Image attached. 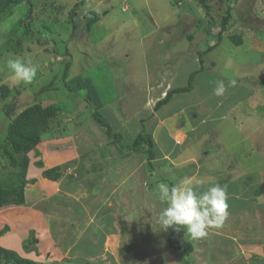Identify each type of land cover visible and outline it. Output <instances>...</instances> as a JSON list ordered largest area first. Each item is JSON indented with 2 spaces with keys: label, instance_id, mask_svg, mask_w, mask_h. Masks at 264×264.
<instances>
[{
  "label": "rangeland",
  "instance_id": "374dc122",
  "mask_svg": "<svg viewBox=\"0 0 264 264\" xmlns=\"http://www.w3.org/2000/svg\"><path fill=\"white\" fill-rule=\"evenodd\" d=\"M78 1L28 0L20 7L7 5L8 0L0 2V188L5 181L13 183V187L21 176L35 178L23 188L24 203L11 205L22 209L16 211L15 221L25 216L27 220L42 222L41 215H49L50 224H57L60 209L62 213L63 208L74 212L78 210L75 203L87 209L86 215L95 221L97 213L92 214V211L101 209L103 212L98 217L105 225L97 224L115 232L112 241L108 240L105 245L104 256L120 264H126L125 259L130 264H138L139 258L147 256L149 259L156 250L162 262H173L176 257L166 241L169 236L166 233L171 231V225L176 228L174 220L178 225H187V215L183 212L181 217L180 206L169 194V184L163 186L162 181L154 184L153 178L148 179L143 160L147 147L146 150L122 151L93 119V112L97 109L103 112L115 102L125 106L124 101L135 96L139 97L132 106L139 107L143 104L141 94L146 91L165 98L167 93L187 88L192 83L194 89L189 94H174L173 101L160 109L167 113L184 105L186 113L197 111L205 115L204 112L218 109L208 107L211 98L204 95L212 85L214 89L220 88L223 95L233 89L237 91L226 99L227 107L221 105L219 109L242 108L248 116L260 110L258 116H249L251 124V119L245 117L244 127L264 132V0H85L74 19L78 26L74 29L71 13ZM30 5H33L31 14ZM87 11L100 14L91 32L85 30L83 16ZM227 16L229 20L225 22ZM221 31L224 34L221 43H217L215 37ZM209 46L214 49L208 50ZM218 46L222 54H215ZM68 63L71 67L66 80L71 90L63 80ZM162 75L161 82L154 81ZM94 100L102 108L94 105ZM50 102L57 106L58 112L53 130L38 146L39 158L42 157L43 163L48 162V166L37 168L30 162L25 169L13 168L7 158L10 125L29 106ZM116 111H120L119 106ZM236 115L242 120L240 112ZM104 117L116 132L123 134L127 148L131 146L135 139L131 121L124 117L117 125V119L108 117V113ZM207 119L208 116L205 123ZM231 119L226 118L213 129L209 128L208 121L199 134L191 137L201 138L204 131L208 132L204 144L214 147L215 152L222 151L225 157L223 148L228 142L221 140V135L224 133L227 139L229 134H225L226 127L221 128L231 124L233 127ZM146 121V125H152L150 118ZM144 128L143 134L147 135L148 127ZM234 132L232 128L230 134ZM251 136L256 138L255 133ZM191 149L197 158L200 155V161L204 159L201 144ZM177 150V160L184 153L183 158L192 163L188 146H179ZM80 153L89 158L81 165L77 161ZM35 154L36 151H32L28 156L35 160ZM215 159L212 155L207 162L219 170L220 162ZM162 161L165 160L160 157L157 165L163 164ZM112 166L117 175L115 180L106 182L105 175ZM54 167L60 168L61 177L52 182L44 176V171ZM103 170L105 174L100 172ZM90 171L101 173V178L95 180L98 186L81 181L80 177H86ZM169 171L163 172L164 179L165 175H170ZM170 185L176 184L171 182ZM97 188L98 194L94 192ZM157 188L161 191L158 196ZM8 198L17 200L12 196ZM109 208L112 211L105 212ZM11 209L6 206L0 210L3 214L10 210L7 213L12 214ZM103 213L108 215L103 216ZM7 227L8 223L0 219V232ZM37 234L36 229L30 231L23 249L41 251L43 247L39 246L41 239ZM104 241L100 242L99 238L97 242ZM141 246L143 250L138 253ZM128 250H131V258ZM65 259L52 264H67Z\"/></svg>",
  "mask_w": 264,
  "mask_h": 264
},
{
  "label": "crops",
  "instance_id": "0c3cea01",
  "mask_svg": "<svg viewBox=\"0 0 264 264\" xmlns=\"http://www.w3.org/2000/svg\"><path fill=\"white\" fill-rule=\"evenodd\" d=\"M220 49L221 46L216 47L215 54H222ZM201 59L203 60V57ZM163 76L161 78L160 76L157 77L154 81L161 82ZM209 78L213 79L212 77ZM211 86L204 94L205 97L208 94V99L209 97L211 98L209 99L211 105L208 106L211 109L213 107L219 109L221 105L224 107L225 104L227 105L226 99L233 97L237 93L233 89L230 94L223 95L220 88L214 89ZM227 86L229 87V85ZM193 89L194 87L186 92L189 94ZM151 92L148 93L146 91L141 94L143 104L139 107L132 106L133 102L139 97L135 96L124 101L125 106L115 102L113 103L114 107L109 106L101 113L103 115L108 113V117L117 119V125L120 124L119 121L122 118L126 117L133 124L134 131L132 132L134 138L144 133V127H148L149 133L147 135H150L155 143L153 160L150 161L148 158V145L134 150L125 149L120 145L119 148L122 151L131 152L141 149L146 150L147 147L143 160H145L147 166L148 179L153 178L154 184H159L160 181H162L160 183H165L163 186L169 184V194L173 189L174 195L172 198L180 206L178 209H181V217L184 216V213L188 217L185 219L187 225H178V222L174 220L176 228L173 229L171 225V231L166 233L167 236L169 234L166 241L169 246H171L172 241L174 243H190L192 249L189 255L185 256L181 250L171 246L176 257L173 262H162L159 259L160 253L154 250L149 259L146 258L147 256L141 257L137 263L151 264L154 261V264H186L185 261L187 260L189 264H264V138L259 137L264 132L258 133L259 129L251 131L248 127H244L245 119L249 118V116H258L260 110L259 112L257 110L258 113L249 114L248 116L247 111L242 110V108H236V110L220 108L218 112V109L215 108L216 110H211L207 114L204 112L205 115H201V112L197 111L186 113L183 111L185 106L182 105L175 111L162 113L160 109L162 105L158 107L157 103L165 98L163 96L160 98L159 96H153ZM217 92H220V94H216ZM173 97L174 95L169 102L173 101ZM234 98L239 100L238 97ZM93 104L99 109L102 108L101 104H98L95 100ZM117 106H119L120 111H116ZM238 112L241 113L242 116L240 117L242 120L237 119V115L236 117L234 116ZM207 116L209 120L207 119L205 123ZM146 118H150L152 125H146L148 124ZM218 118H221V120ZM226 118L231 119L235 125L231 127V124L221 128L224 130L226 127L227 132L225 134H229L227 139H224V133L221 135V140L228 142L227 146L223 148L226 153L225 157H222V151L215 152L214 147L204 144V141L208 139V132L204 131L201 138L191 137L199 134L201 132L200 129L205 127L208 121L210 122L209 128L213 129L219 124H223ZM251 121L252 119L249 124L252 123ZM232 128L235 132L230 134ZM103 129L106 131L105 128ZM251 133H255L256 138H252ZM134 140L132 139V143ZM197 143L201 144L203 149L201 155L204 159L201 161L200 155L197 158L193 149H191ZM179 146H188V152L192 156V163L183 158L184 153L181 154L182 157H179L180 159H176L175 153L176 151L178 152L177 148ZM212 155H215V160L220 162L219 170L209 166L207 162ZM160 157L165 161H170L172 164L169 165L162 161L163 164L157 165ZM36 158L35 160L31 159L34 165H36L35 162L38 160L43 162L42 157ZM87 159L89 158H87L85 153H80L77 161L81 165ZM44 166L47 167L48 162L45 161ZM37 168L39 167L37 166ZM106 170L100 172L105 174ZM168 170H170V175L168 174L169 177L165 175L164 179L163 172L166 174ZM101 173L90 171L86 177L80 178L84 184H89L90 181V185L95 183V186H98L99 183L97 184L95 180L101 178V175H99ZM116 175L113 166L110 169L108 168L105 181L115 180ZM50 181L55 182L53 180ZM102 182L101 185H104ZM171 182L176 185L171 187ZM94 192L98 194L99 188L94 190ZM159 192L161 191L157 188V196ZM75 204L78 210L74 212L63 208L62 213L60 209L61 218L57 224L53 225L50 224L49 215H41L44 217L42 222L27 220L25 216H20L15 221L14 218L17 215L15 213L17 210H22L21 207L14 206V208L10 206L11 210L14 211L12 214L7 213L10 210H7L5 214L0 210V214H2L0 219H2L3 223H8L9 226V229L0 235V246L15 251L21 257L39 264H52L54 261L62 262L65 258L67 264H120L119 261L109 259L106 255L104 256V252L107 250L105 245L108 240L112 241L115 232L113 229H105L97 224L105 225L103 219L98 217L103 211L101 209L96 212L92 211V214L97 213V216H94V221L91 216L86 215L87 209L80 204ZM96 208H98V205ZM109 211H112V209L105 210V212ZM50 212L51 210L48 211V213ZM103 214V216L108 215L106 213ZM172 215L174 214L172 213ZM180 228L181 231H178ZM183 228L185 229L183 230ZM32 229L37 230L38 234L36 237L41 239V245H39L43 247L41 251L23 249L24 242L29 237ZM56 229L57 233L55 232ZM99 238L100 242L106 241L98 244ZM154 238L157 239V237ZM98 246L100 247L98 248ZM142 246L139 248L138 253L142 252ZM128 252L130 253L128 257L131 258V250H128ZM100 255L102 256L101 259L95 260ZM136 261L134 260V262ZM124 262L130 264L126 259Z\"/></svg>",
  "mask_w": 264,
  "mask_h": 264
},
{
  "label": "trees",
  "instance_id": "16d2710c",
  "mask_svg": "<svg viewBox=\"0 0 264 264\" xmlns=\"http://www.w3.org/2000/svg\"><path fill=\"white\" fill-rule=\"evenodd\" d=\"M4 0H0L3 2ZM7 1V0H6ZM28 0H8L7 5L11 4L17 7H20L22 4L26 3ZM85 4V0L78 1L72 11L71 22L73 24L74 29L78 28L74 19L77 16V12L79 9L83 8ZM33 11V5H30L29 12L30 14ZM100 14L96 11H87L83 19L85 21V30L86 32H91L94 24L99 19ZM229 16L225 17V22H228ZM224 32L221 31L215 37L217 43H221ZM214 47L209 46L210 51H212ZM201 61V69L203 68V60ZM63 71V80L65 82V86L71 90V87L68 85L67 77L69 76V70L71 67V63H68ZM195 75V74H193ZM192 83L187 88L175 89L167 93L164 100L157 103L158 107L169 102L170 98L176 93H183L192 89ZM58 112L57 106L50 102L47 105L35 103L25 110H23L20 114L16 116L13 120L12 124L9 127L8 131V149H7V158L10 161V165L13 168H21L25 169L29 166L31 162V158H29L28 154L32 151H36L35 157H39V149L38 146L43 140V137L49 133L53 129V120L56 117ZM93 118L95 121L106 129V135L108 138L112 139L113 142L117 143L121 147L125 149L134 150L139 149L142 146L148 145V158L149 160H153L155 156V143L150 135H144L141 133L139 136L135 138L131 146L127 148V145L123 143V134L120 132H116L114 130V126L110 124L101 113L100 110H94ZM38 150V152H37ZM39 168L44 166V163L41 160L35 162ZM152 165V164H151ZM150 165V166H151ZM44 176L53 181L58 180L61 177V170L59 167L50 168L44 171ZM35 179L30 180L25 176H21L17 178L14 186L11 185L13 183H8L7 181L3 182L2 187L0 188V209L11 206V205H22L24 203L23 196V188L26 183L34 182ZM174 195V190L170 192V196ZM8 196H12L16 198V201H12ZM169 211L170 207L167 206ZM172 214V212H170ZM174 226L176 223L174 222ZM8 229V227L6 228ZM0 232V235L4 234L7 230ZM172 247L181 250L185 256L189 255L192 246L190 243H174L172 241ZM37 264L35 261L26 259L21 257L15 251L6 249L0 246V264ZM186 264H189L187 260Z\"/></svg>",
  "mask_w": 264,
  "mask_h": 264
},
{
  "label": "clouds",
  "instance_id": "9594fccd",
  "mask_svg": "<svg viewBox=\"0 0 264 264\" xmlns=\"http://www.w3.org/2000/svg\"><path fill=\"white\" fill-rule=\"evenodd\" d=\"M52 130H53V129H52ZM52 130H51V131H52ZM51 131H50L49 133H51ZM49 133H47V134H49ZM47 134H46V135H47Z\"/></svg>",
  "mask_w": 264,
  "mask_h": 264
}]
</instances>
